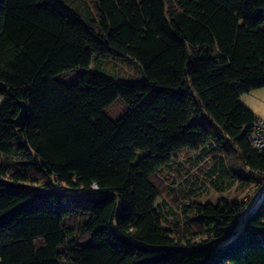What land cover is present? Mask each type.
<instances>
[{
	"label": "trees",
	"instance_id": "trees-1",
	"mask_svg": "<svg viewBox=\"0 0 264 264\" xmlns=\"http://www.w3.org/2000/svg\"><path fill=\"white\" fill-rule=\"evenodd\" d=\"M106 55L141 78L91 68ZM262 86L264 0H0V264H264V198L237 230L243 201L189 202L205 237L181 244L154 182L228 146L264 175L240 102Z\"/></svg>",
	"mask_w": 264,
	"mask_h": 264
},
{
	"label": "rangeland",
	"instance_id": "rangeland-1",
	"mask_svg": "<svg viewBox=\"0 0 264 264\" xmlns=\"http://www.w3.org/2000/svg\"><path fill=\"white\" fill-rule=\"evenodd\" d=\"M91 68H99L101 71L116 78L139 80L141 72L139 65L127 57L106 55L93 62ZM75 72L65 74L67 81H73ZM1 99V98H0ZM118 100H120L118 98ZM240 102L248 107L255 116L264 120V86L251 88L240 96ZM121 109V103L114 104L108 110L116 112ZM111 118H116L105 110ZM205 124L209 122L201 118ZM219 157H223L224 173L221 174ZM236 175L238 180L231 183ZM250 175L251 181H243L240 176ZM161 204H164L167 220L165 226L171 230L170 236L181 244L187 241L196 242L203 239V230L190 221L192 213H185L183 206L189 202L216 203L221 200L238 199L243 201L244 210L238 215L235 230L240 228L245 221V216L252 209V200L256 192L264 183V175L250 173L241 161L235 149L218 150L210 154L191 152L181 149L176 152L170 167L163 168L155 177ZM220 183V184H219ZM245 184V185H244ZM32 187H39V182L24 183ZM67 194H78L77 191L66 190ZM192 193V194H191ZM189 196V197H188ZM159 200V202H160ZM80 213L74 210L67 220L70 223L78 222ZM188 216V218H187ZM77 239L84 240L85 234L76 235Z\"/></svg>",
	"mask_w": 264,
	"mask_h": 264
},
{
	"label": "water",
	"instance_id": "water-1",
	"mask_svg": "<svg viewBox=\"0 0 264 264\" xmlns=\"http://www.w3.org/2000/svg\"><path fill=\"white\" fill-rule=\"evenodd\" d=\"M18 105V112L15 118L13 119V124L17 127H23L26 122L28 108L24 101L20 100L17 102ZM264 198V183L262 187L256 192L254 195V198L252 200V209L248 211V214H250L259 204V202ZM248 214L246 216H248ZM245 216V217H246Z\"/></svg>",
	"mask_w": 264,
	"mask_h": 264
},
{
	"label": "built area",
	"instance_id": "built-area-1",
	"mask_svg": "<svg viewBox=\"0 0 264 264\" xmlns=\"http://www.w3.org/2000/svg\"><path fill=\"white\" fill-rule=\"evenodd\" d=\"M249 140L254 147L264 148V120L257 118L252 122Z\"/></svg>",
	"mask_w": 264,
	"mask_h": 264
},
{
	"label": "crops",
	"instance_id": "crops-1",
	"mask_svg": "<svg viewBox=\"0 0 264 264\" xmlns=\"http://www.w3.org/2000/svg\"><path fill=\"white\" fill-rule=\"evenodd\" d=\"M259 118V117H258Z\"/></svg>",
	"mask_w": 264,
	"mask_h": 264
}]
</instances>
